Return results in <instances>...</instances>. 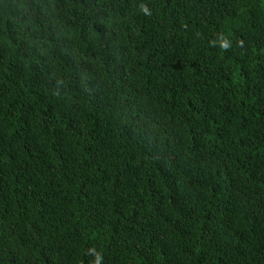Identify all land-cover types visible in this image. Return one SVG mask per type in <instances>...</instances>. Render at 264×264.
Here are the masks:
<instances>
[{
	"label": "trees",
	"instance_id": "obj_1",
	"mask_svg": "<svg viewBox=\"0 0 264 264\" xmlns=\"http://www.w3.org/2000/svg\"><path fill=\"white\" fill-rule=\"evenodd\" d=\"M0 264H264V0H0Z\"/></svg>",
	"mask_w": 264,
	"mask_h": 264
}]
</instances>
